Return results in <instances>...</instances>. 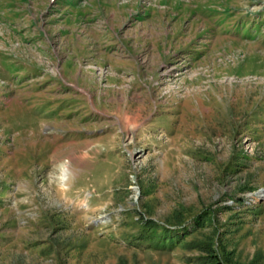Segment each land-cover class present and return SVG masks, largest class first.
I'll list each match as a JSON object with an SVG mask.
<instances>
[{"label":"rangeland","instance_id":"rangeland-1","mask_svg":"<svg viewBox=\"0 0 264 264\" xmlns=\"http://www.w3.org/2000/svg\"><path fill=\"white\" fill-rule=\"evenodd\" d=\"M191 241L264 264V0H0V264Z\"/></svg>","mask_w":264,"mask_h":264},{"label":"trees","instance_id":"trees-1","mask_svg":"<svg viewBox=\"0 0 264 264\" xmlns=\"http://www.w3.org/2000/svg\"><path fill=\"white\" fill-rule=\"evenodd\" d=\"M198 222H201L199 223L200 226H202L204 224V220L203 221H200V219L197 220ZM149 222L148 224H144V228H146V231H147V234L148 236L146 237L147 239L149 238H152L154 235L158 238H160V236H158V234L155 232L158 231V228L161 227V225H159L158 223H155L154 221H147ZM166 233H165V236L168 232V229H165ZM170 231V230H169ZM186 231L185 230H182V232H178L176 235H172V236H167V238H169L170 240H173L174 238L177 237V240L181 241L184 239V237L182 236V233ZM182 236V237H180ZM164 240L162 239L160 242H163ZM189 243V246L193 247V248H198L202 253H205L206 255H204V257H200V263L201 264H224V262L220 259V256L218 254L215 253L214 249H213V245L212 243L210 242H204V241H191V242H188ZM211 245H210V244ZM166 244V242L164 243Z\"/></svg>","mask_w":264,"mask_h":264},{"label":"bare ground","instance_id":"bare-ground-1","mask_svg":"<svg viewBox=\"0 0 264 264\" xmlns=\"http://www.w3.org/2000/svg\"><path fill=\"white\" fill-rule=\"evenodd\" d=\"M61 175H62V179L63 180H66L65 176L68 175V172H69V167L66 166V165H63V167L61 168Z\"/></svg>","mask_w":264,"mask_h":264}]
</instances>
